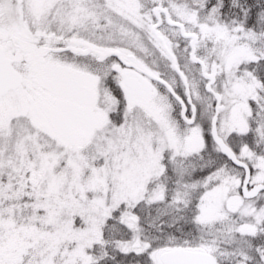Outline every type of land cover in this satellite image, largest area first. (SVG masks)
<instances>
[{
    "label": "rangeland",
    "instance_id": "374dc122",
    "mask_svg": "<svg viewBox=\"0 0 264 264\" xmlns=\"http://www.w3.org/2000/svg\"><path fill=\"white\" fill-rule=\"evenodd\" d=\"M207 3L0 0V48L18 38L6 57L23 76L0 100V264H90L102 226L169 180L196 194L194 218L155 263L182 249L264 264V192L241 197L243 172L211 137L215 115L250 187L264 185L257 81L239 71L257 57Z\"/></svg>",
    "mask_w": 264,
    "mask_h": 264
},
{
    "label": "trees",
    "instance_id": "16d2710c",
    "mask_svg": "<svg viewBox=\"0 0 264 264\" xmlns=\"http://www.w3.org/2000/svg\"><path fill=\"white\" fill-rule=\"evenodd\" d=\"M206 7L208 10L214 8L213 11L223 22L235 25L241 42L246 43L257 57L256 62L242 65L239 71L248 79L257 81V100L248 102L264 119V0H208ZM109 85L113 86L112 83ZM254 128L253 125L251 132ZM263 147L264 138L257 151L262 152ZM196 168L194 180L200 181L206 169L201 172ZM174 184L169 180L161 185L154 202L136 205L132 219H110L106 222L101 228L102 242L95 244L90 251L93 254L90 264H157L150 257V252L186 238L189 228H192L186 223L194 215L185 203L192 201L196 194L186 192L180 184Z\"/></svg>",
    "mask_w": 264,
    "mask_h": 264
},
{
    "label": "water",
    "instance_id": "95a60500",
    "mask_svg": "<svg viewBox=\"0 0 264 264\" xmlns=\"http://www.w3.org/2000/svg\"><path fill=\"white\" fill-rule=\"evenodd\" d=\"M169 23V22H168ZM172 25V23H169ZM6 47L0 48V100L7 96L9 93L16 91L23 83V76L19 71L14 68L13 61L5 56ZM119 56V52L114 53ZM130 60H135L133 56H128ZM214 83L213 77L209 85L206 87L210 91V86ZM126 87L137 90L139 82L134 77H129L125 82ZM214 98L219 103V96L214 93ZM217 116H213L211 120V137L217 146L220 154L228 159L230 163L243 172V179L240 188V195L244 200H252L256 198L261 192H264L263 184H256L250 187V168L238 160L233 151L226 146L222 139L217 134ZM161 264H219L215 256L204 253L194 252L182 249L170 250L163 252L159 256Z\"/></svg>",
    "mask_w": 264,
    "mask_h": 264
},
{
    "label": "flooded vegetation",
    "instance_id": "af4514ba",
    "mask_svg": "<svg viewBox=\"0 0 264 264\" xmlns=\"http://www.w3.org/2000/svg\"><path fill=\"white\" fill-rule=\"evenodd\" d=\"M23 36V35H22ZM24 37V36H23ZM14 43L13 44H10L9 46H4V47H6V53H7V51L9 50V49H13L15 46V44H17V42H18V38H15L14 39V41H13ZM6 53H5V55H6ZM210 80H211V78H210ZM209 80V81H210ZM212 86V85H211ZM211 86H210V91H208V92H211L212 90H211ZM211 93H213V92H211Z\"/></svg>",
    "mask_w": 264,
    "mask_h": 264
}]
</instances>
